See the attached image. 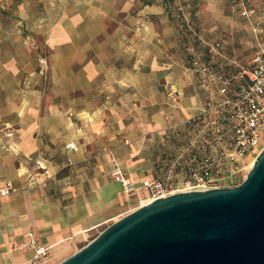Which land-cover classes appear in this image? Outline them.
Returning <instances> with one entry per match:
<instances>
[{
    "label": "crops",
    "instance_id": "obj_1",
    "mask_svg": "<svg viewBox=\"0 0 264 264\" xmlns=\"http://www.w3.org/2000/svg\"><path fill=\"white\" fill-rule=\"evenodd\" d=\"M216 2L0 0V125L14 132L0 131V183L13 186L0 202V264H30L17 244L31 228L50 246L41 264H55L139 207L114 165L137 185L192 167L181 144L195 129L179 121L208 95L194 72L180 75L176 20L208 12L220 20L212 33L243 22L216 15ZM220 42L223 68L236 60ZM165 94L187 105L163 107Z\"/></svg>",
    "mask_w": 264,
    "mask_h": 264
},
{
    "label": "water",
    "instance_id": "obj_2",
    "mask_svg": "<svg viewBox=\"0 0 264 264\" xmlns=\"http://www.w3.org/2000/svg\"><path fill=\"white\" fill-rule=\"evenodd\" d=\"M55 264H264V146L239 184L140 205Z\"/></svg>",
    "mask_w": 264,
    "mask_h": 264
},
{
    "label": "built area",
    "instance_id": "obj_3",
    "mask_svg": "<svg viewBox=\"0 0 264 264\" xmlns=\"http://www.w3.org/2000/svg\"><path fill=\"white\" fill-rule=\"evenodd\" d=\"M230 1L241 16L254 15L248 0ZM254 24L255 29L259 23ZM183 25L201 40L189 22L185 20L180 27ZM218 46L215 43L212 49ZM200 54H191L188 60L200 87L208 95L202 109L189 118V124L196 127V134L186 148L192 167L180 176L144 179L138 185L117 165L110 172L125 192L139 199L140 205L176 192L230 186L233 177L243 168L241 161L257 155L264 146V48L250 66H241L236 74L226 72L213 57L205 59ZM4 130L6 137L14 134L9 127L0 125V131ZM12 190L9 181L0 183V202ZM17 249L32 251L30 264L44 263L51 256L50 246L41 241L35 228L23 235Z\"/></svg>",
    "mask_w": 264,
    "mask_h": 264
},
{
    "label": "rangeland",
    "instance_id": "obj_4",
    "mask_svg": "<svg viewBox=\"0 0 264 264\" xmlns=\"http://www.w3.org/2000/svg\"><path fill=\"white\" fill-rule=\"evenodd\" d=\"M248 5L254 8V15H252L251 17H244L240 15L236 5L230 0H217L216 7H214L216 8V12H217V13L215 12L216 15L221 13L222 14L231 13V15H233L232 17L235 18L240 17L239 19L243 18L242 19L243 22L239 26L234 25L232 29L228 31L221 30L218 33H212L213 30L215 31L216 29L215 27H212L213 25H210V22L211 21L219 22L220 20L216 19L215 17L210 18L209 17L210 13L208 12L207 13L204 12L202 14V17L198 19L191 18L189 17V15H187L188 17L185 18L181 17L180 15L179 16L180 18L179 17L177 18L176 28L178 30L179 38L181 39L180 45L178 47L181 54L180 63L182 66H184V68H186V69L182 68L183 73H181L180 75L185 74L186 72L190 76V71L192 72V70L189 69L190 67L187 61L189 60V56L191 54L201 53L200 55L203 56L205 59H210L211 57H213V60L216 61L218 64H220L221 62L215 59L216 54L218 55V52L221 51L220 46L215 47L213 49L212 46H214L215 43H218L220 45L221 40L229 41L228 48L231 50V56L234 57L236 60L235 63L222 64L226 72H228L229 74H236L241 66L246 68L253 63L254 59L259 54L261 48L264 47V0H248ZM205 10L207 11L206 7ZM185 20L186 22H189V24L193 28H195V30L199 33L201 40L203 41L198 39L190 31H188L184 25L182 28L180 27V24L181 23L184 24ZM237 22H239V20H237ZM254 22L259 23L255 29H254L255 26ZM148 37L149 39L150 38L153 39L152 36H148ZM207 46L209 48L208 50H207ZM189 78L190 77H187V80H189ZM185 82L186 80L185 78H183L182 86H186ZM163 100L164 101L161 103L163 107H174L181 109L182 106L187 105L185 98L178 94L174 97L170 96L169 98L165 94V98ZM160 101L161 99L159 96L153 97L151 100L153 106H155V104H159L156 102H160ZM188 118H190V116H185L184 118L181 119V121H179L181 122L180 124L184 125V127L186 128L187 136L189 131L196 129L194 125L191 126L189 125L190 121H188ZM168 123L170 122L168 121ZM195 134H196V130L195 132H193L192 137H194ZM183 138L184 137L182 136L181 140H183ZM191 139H189V141L187 139L186 141H183L181 144L183 147L182 149L183 154H187V157L189 156V153L186 150V148L188 147ZM255 157L256 155H250L241 161V167L243 168L233 177L230 186H235L242 181L245 174L251 167ZM166 158L168 159V164H169L168 167L171 168L172 165L173 166L176 165V163L174 162L175 158L174 157L170 158V153L166 155ZM172 175H175V173Z\"/></svg>",
    "mask_w": 264,
    "mask_h": 264
}]
</instances>
